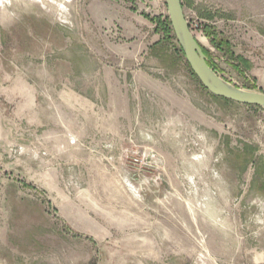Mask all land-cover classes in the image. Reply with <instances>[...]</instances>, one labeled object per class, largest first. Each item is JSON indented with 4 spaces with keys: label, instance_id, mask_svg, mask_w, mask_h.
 Returning a JSON list of instances; mask_svg holds the SVG:
<instances>
[{
    "label": "rangeland",
    "instance_id": "rangeland-1",
    "mask_svg": "<svg viewBox=\"0 0 264 264\" xmlns=\"http://www.w3.org/2000/svg\"><path fill=\"white\" fill-rule=\"evenodd\" d=\"M183 2L219 76L264 93V0ZM158 17L0 0V264H264V109L205 89Z\"/></svg>",
    "mask_w": 264,
    "mask_h": 264
},
{
    "label": "water",
    "instance_id": "water-1",
    "mask_svg": "<svg viewBox=\"0 0 264 264\" xmlns=\"http://www.w3.org/2000/svg\"><path fill=\"white\" fill-rule=\"evenodd\" d=\"M174 33L186 61L205 89L218 98L264 109V93L246 90L224 80L209 65L198 39L187 21L181 0H166Z\"/></svg>",
    "mask_w": 264,
    "mask_h": 264
},
{
    "label": "trees",
    "instance_id": "trees-1",
    "mask_svg": "<svg viewBox=\"0 0 264 264\" xmlns=\"http://www.w3.org/2000/svg\"><path fill=\"white\" fill-rule=\"evenodd\" d=\"M128 1L134 2L135 0H128ZM181 1L183 2V0H181ZM183 7H185L184 2H183ZM146 18H148V17H146ZM150 20L152 22H154L155 24H157V27L160 30L163 31V34L165 35V38L171 39L172 35L175 34L174 30H173V27H172V23H171L170 17H167L164 20L161 17L153 18V19H150ZM190 27H191V25H190ZM208 35L211 37L212 44L218 50L222 49L223 46H227L226 45L227 43H225L224 41H221L220 43L217 44L216 43V39L212 35H210V34H208ZM201 48H202L204 54L206 55V58H207V61H208L209 65L216 71V67L209 62L210 60H208V52L202 46H201ZM180 52H181L183 58H185V54H184V51H183L182 47L180 48ZM237 59L239 60L240 64L245 65V67H247V69H250L252 67L251 63L248 62L246 59H244L242 56H238ZM186 63L188 64L187 61H186ZM188 66H189V64H188ZM194 76H196V75L194 74Z\"/></svg>",
    "mask_w": 264,
    "mask_h": 264
}]
</instances>
